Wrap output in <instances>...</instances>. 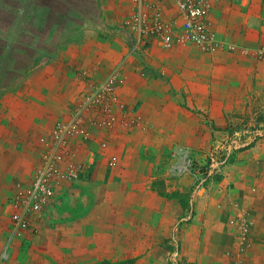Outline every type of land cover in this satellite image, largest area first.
Here are the masks:
<instances>
[{
    "label": "crops",
    "instance_id": "obj_1",
    "mask_svg": "<svg viewBox=\"0 0 264 264\" xmlns=\"http://www.w3.org/2000/svg\"><path fill=\"white\" fill-rule=\"evenodd\" d=\"M249 1L218 3L208 17L211 28L216 31L233 12L249 16ZM117 14L115 0H0V125L13 130L7 137L11 146L1 156L8 170L0 176L5 184L1 192L13 188L12 193L19 183L31 180L32 162L38 163L54 121L69 116V105L84 96L89 83L104 81L111 73L117 61L113 29L121 19ZM121 14L126 17V9ZM247 20L234 40L246 46L262 43L264 37H253L254 24ZM125 34L130 35L127 30ZM232 34L227 37L233 39ZM103 35L107 37L101 39ZM149 45L153 64L167 58L176 65L207 59L192 45L176 43L166 53ZM232 56L240 66L239 86L230 92L236 105H223L219 112L206 110L219 126L226 125L233 112L244 115L251 88L264 108V60ZM135 64L133 57L123 66L125 85L132 96L144 94L148 99V91L138 92L137 78L143 83L147 78L137 75ZM68 66L80 68L90 79H83L82 73L69 74ZM142 108L151 123L148 131L117 125L72 144L70 160L80 173L59 181L48 207L57 218H50L49 212L42 224L34 222L42 235L15 237L5 247L0 239V253L7 251L6 257L1 253L0 264H100L127 259H135L132 264H264V137L236 153L224 178L199 192L184 218L177 201L162 196L153 185L157 170L151 154L169 138L163 132L167 123H160L167 111H148L147 104ZM173 113L172 145L167 146L195 147V138L186 135L204 126L203 121L191 112L181 120ZM177 128L182 132H175ZM22 245L27 246L23 252ZM172 254L175 261L168 260Z\"/></svg>",
    "mask_w": 264,
    "mask_h": 264
},
{
    "label": "rangeland",
    "instance_id": "obj_2",
    "mask_svg": "<svg viewBox=\"0 0 264 264\" xmlns=\"http://www.w3.org/2000/svg\"><path fill=\"white\" fill-rule=\"evenodd\" d=\"M252 1H254V3H252ZM249 2L250 5L246 8V12H250L249 16L246 14L243 16L241 12H233L232 15H230L231 17L228 16L224 18V23L221 24L216 31L213 29L220 40V44L215 52H204L193 46L196 53L206 56L207 59H191L185 63L176 65L171 62L172 60H170V58L162 60L160 64L152 63L153 61L151 58L153 56V51L150 50L149 44H156L162 49L163 53L171 50L173 46L170 48H162L157 44V40L155 39H144L142 37L138 40V37L133 33H130V35L125 34L127 27H125L124 24L127 14H129L128 11L133 7L132 0H115L117 15H119L121 19L117 20L116 25L113 27L115 31V44L117 46V61L109 75L114 77V97L111 100L104 99L102 103L97 102L96 106L94 105L95 107H92L95 110L94 113H91V110H87L83 113L85 119L89 120L93 118L97 123L96 127L91 129L90 140L93 137L94 131H112L117 125L124 128L134 127L142 131H148L151 123L142 115L141 111H143V104H147L146 110L148 111L158 110L162 113H164L163 110L167 111V117L164 116V120H160V123H167V130L164 128L163 132H166L169 138L165 139L164 147L161 148V150L152 152L153 155L151 154L153 157V168L157 170V177L153 179V185L159 189L162 196L177 201L182 213L185 212L183 215L184 218L186 216L188 217L193 209V198L197 196L199 192L203 191L209 183H216L224 178L226 171L225 167L233 161L236 153L249 148L255 141L264 137V108L260 107V100L254 94L252 88L248 92L251 98L245 100L246 108L244 115L238 112L231 113V119L226 125H216L210 113L206 111L212 108L213 111L219 112V108L223 105L233 108L236 105L235 100L231 98L230 92H233L237 89V86H239V82L236 80L240 75V66L232 55L244 54L242 52V46L246 45H240L234 40L237 37L235 32L239 30L248 18L247 21H252V24H254L252 28L250 27L252 36L264 37V0H250ZM125 9L126 17L121 14ZM229 34H232L233 39L227 37ZM106 37V35H103L101 39H105ZM246 47L250 52L245 55H251L259 59L253 55L252 52L264 48V41L255 46ZM133 57L138 63L137 65L135 64V72L139 77L147 78V83H143L145 81H143L142 78H137V86L139 87L138 92L143 90L148 91V99L144 98V94L132 96L130 88L125 85V67L123 66L129 61V58ZM224 57H227L226 60L222 59ZM145 58H148L146 63L143 61ZM67 69L70 70L69 74L71 75L78 76L82 73L80 68L68 66ZM82 75L85 77L83 79H90L88 73L83 72ZM183 75H185L184 78ZM99 83L100 82L89 83L90 87L86 90L84 96L78 100L76 99L75 103L69 105V116L54 121L48 133V139L58 122L70 119L74 112L84 108V105L90 101V94L97 89ZM220 92L225 94L226 97L223 99L218 98ZM212 93L216 94L215 97H211ZM255 93L257 92L255 91ZM241 102L242 100L239 102L240 105ZM151 105H153V107H151ZM248 106L249 108H247ZM259 107L261 111H259ZM148 111L144 110V112ZM172 112H174L173 114L178 113L180 120L182 117H185V114L191 112L195 114L194 116L197 119H201L204 123V126L195 129V131H191L190 134L186 135L185 131H183L182 134L183 136L186 135L191 140H193V138L196 140L195 147L191 146L195 151L192 162L194 181L189 184L178 182L167 169V160L170 156V151H172L170 150L171 147L167 146L171 144L170 136L173 133L172 129H170V117ZM108 121L110 122V126L107 125ZM12 131L13 130L8 128V126L0 125V176L4 172L8 173L6 164L1 160V156L3 152L11 146V142L7 137L10 136ZM179 131L182 132L181 128L175 129V132L178 133ZM101 143L104 146V141ZM230 146L232 150H230ZM154 156H157V158L154 159ZM38 164L37 162H32L31 170H33L30 172L32 175L31 180L28 181V183H19L20 185H17V187L30 186L33 181L35 168ZM3 187H5L4 181L0 179V239L4 238V247L15 237L44 234L41 229L37 227L38 225H31L30 227L21 229L15 236H12L11 222L8 216L3 213L2 208L4 201L13 188L5 189L6 191L1 192L3 191ZM17 187H15V189ZM55 189L49 204L55 196ZM48 207L50 206L48 205L44 209L37 224H42V222L48 219L49 212H51L48 210ZM50 218H57L54 212H51ZM26 247L27 246L22 245V252L25 251L24 248ZM4 250H2L1 253ZM34 250L35 249H33V251ZM36 251L42 252V250ZM174 256V254L170 255L168 260L175 261ZM135 261V259H127L117 260L111 263L109 260H103L100 264H132ZM177 264L183 263L178 261Z\"/></svg>",
    "mask_w": 264,
    "mask_h": 264
},
{
    "label": "built area",
    "instance_id": "obj_3",
    "mask_svg": "<svg viewBox=\"0 0 264 264\" xmlns=\"http://www.w3.org/2000/svg\"><path fill=\"white\" fill-rule=\"evenodd\" d=\"M243 0H132L133 7L126 17L124 26L140 40L155 39L162 48H170L176 43L195 46L204 52H215L220 44L216 32L211 28L208 17L220 2L238 5ZM170 11V16H165ZM150 41V40H147ZM242 52L250 51L242 46ZM253 55L264 59V48L254 50ZM114 97V77L109 75L100 82L89 96V102L65 121H60L51 132L45 148L39 157L30 186H18L4 203V214L12 226V236L21 229L30 227L43 214L54 195L56 185L62 179L79 177L80 169L70 160L72 144L88 141L91 129L97 123L93 118L85 119L83 113L91 110L97 102ZM94 106V107H95ZM92 108V109H91ZM109 109V108H107ZM108 112V111H107ZM110 126V122H107ZM230 150L232 147L230 146ZM193 150L187 145L175 146L167 160V169L182 184L194 181ZM115 161L111 159L109 164ZM6 250L2 257H6Z\"/></svg>",
    "mask_w": 264,
    "mask_h": 264
}]
</instances>
